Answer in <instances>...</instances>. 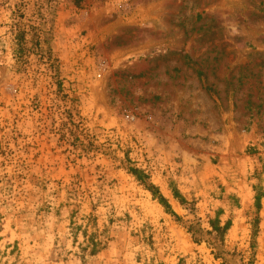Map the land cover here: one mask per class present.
Segmentation results:
<instances>
[{
    "label": "rangeland",
    "instance_id": "obj_1",
    "mask_svg": "<svg viewBox=\"0 0 264 264\" xmlns=\"http://www.w3.org/2000/svg\"><path fill=\"white\" fill-rule=\"evenodd\" d=\"M0 264H264V0H0Z\"/></svg>",
    "mask_w": 264,
    "mask_h": 264
},
{
    "label": "trees",
    "instance_id": "obj_2",
    "mask_svg": "<svg viewBox=\"0 0 264 264\" xmlns=\"http://www.w3.org/2000/svg\"><path fill=\"white\" fill-rule=\"evenodd\" d=\"M127 170L136 178V180L145 189H147L151 193L153 198L157 199L158 203L164 208L165 212H168L169 214L178 218L177 214L172 210L167 198L160 192L159 188L149 180V176L143 170H141L140 168H138L136 166H133V164H131V165L128 164ZM254 191H255V196H254L255 207L258 211L260 209V206H261L260 200H261V197L263 195V191L260 187L255 188ZM172 195H173L174 199L178 201L179 204L184 205L186 203L184 198L178 192L177 189L172 188ZM210 223L212 224L213 221H210ZM212 227L214 230L219 229V226H216V225H213ZM255 231H256V228H254L253 233H255Z\"/></svg>",
    "mask_w": 264,
    "mask_h": 264
}]
</instances>
